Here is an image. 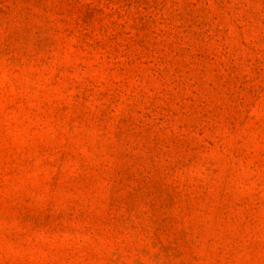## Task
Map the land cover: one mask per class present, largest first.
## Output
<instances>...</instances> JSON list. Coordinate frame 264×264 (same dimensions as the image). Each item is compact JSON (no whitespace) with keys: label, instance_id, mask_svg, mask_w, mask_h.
<instances>
[{"label":"rangeland","instance_id":"obj_1","mask_svg":"<svg viewBox=\"0 0 264 264\" xmlns=\"http://www.w3.org/2000/svg\"><path fill=\"white\" fill-rule=\"evenodd\" d=\"M0 264H264V0H0Z\"/></svg>","mask_w":264,"mask_h":264}]
</instances>
